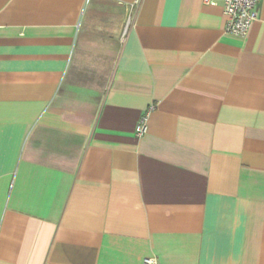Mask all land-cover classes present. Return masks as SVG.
Returning <instances> with one entry per match:
<instances>
[{
  "label": "crops",
  "instance_id": "crops-1",
  "mask_svg": "<svg viewBox=\"0 0 264 264\" xmlns=\"http://www.w3.org/2000/svg\"><path fill=\"white\" fill-rule=\"evenodd\" d=\"M224 2L0 0V264H264V0Z\"/></svg>",
  "mask_w": 264,
  "mask_h": 264
},
{
  "label": "built area",
  "instance_id": "built-area-1",
  "mask_svg": "<svg viewBox=\"0 0 264 264\" xmlns=\"http://www.w3.org/2000/svg\"><path fill=\"white\" fill-rule=\"evenodd\" d=\"M141 0H133L136 5ZM210 1V0H208ZM260 0H225L224 13L227 16L225 31L236 36L248 35L253 23L258 18L257 4ZM130 21L128 22L127 28ZM126 28V29H127ZM153 110V107L150 108ZM148 131V118L145 116L136 128L138 136L144 135ZM145 264H159L156 258L148 257Z\"/></svg>",
  "mask_w": 264,
  "mask_h": 264
}]
</instances>
